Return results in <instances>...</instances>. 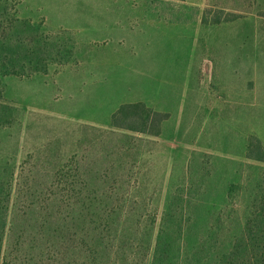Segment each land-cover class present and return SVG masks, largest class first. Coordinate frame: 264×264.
<instances>
[{"label":"rangeland","instance_id":"rangeland-1","mask_svg":"<svg viewBox=\"0 0 264 264\" xmlns=\"http://www.w3.org/2000/svg\"><path fill=\"white\" fill-rule=\"evenodd\" d=\"M0 2L23 33L8 58L0 44V103L15 108L0 130V168L15 173L13 197L21 166L61 171L78 152L80 164L89 156L83 165L121 169L97 181L142 187L121 220L153 239L132 264H154L169 193L190 203L193 220L189 243L178 242L180 256L173 244L164 264H199L187 246L211 227L243 231L264 175V162L248 157L264 154V0ZM148 110L159 115L149 121ZM147 206L155 218L138 215ZM219 214L233 216L230 229ZM110 264L131 262L115 254Z\"/></svg>","mask_w":264,"mask_h":264},{"label":"trees","instance_id":"trees-1","mask_svg":"<svg viewBox=\"0 0 264 264\" xmlns=\"http://www.w3.org/2000/svg\"><path fill=\"white\" fill-rule=\"evenodd\" d=\"M19 21L11 9L0 2V44L7 50L6 58L12 51V39L23 46V33L15 35ZM14 109L0 103V130L5 128L9 112ZM147 112L149 121L152 116L159 115L153 110ZM121 149L125 147L121 146ZM78 154H73L78 158L77 164L61 171L25 173L21 166L14 197L11 189L15 173L8 164L0 168V264H110L115 254L122 263L132 264L142 259V251L149 252L153 239L151 230L144 237L140 229L135 228L134 234L133 228L127 231L121 220L125 205L135 195L137 197L138 190L142 191L141 185L113 186L105 180L97 181L108 178L111 172L120 174L121 169L83 165L91 160L89 156H81L83 164H80ZM248 157L264 162V154L251 152ZM102 162L109 163L108 160ZM147 201L139 202L146 205ZM189 206L190 203L173 204V196L169 193L155 243L154 264H164L173 258L170 256L173 244V250L176 247L180 256L178 242L183 241L184 235L189 238V243L191 230L188 235L187 230L193 220L185 217ZM248 206L255 208L253 219H247L240 234L226 237L216 227H211L198 245L188 244L191 258L199 264H264V175H260ZM131 213L132 209H129L126 217ZM138 215L155 218L149 206ZM218 218L217 224L224 231L232 227V215L230 220H224L220 214ZM176 222L178 232L175 234L173 229L171 235H167L166 229L174 227Z\"/></svg>","mask_w":264,"mask_h":264}]
</instances>
